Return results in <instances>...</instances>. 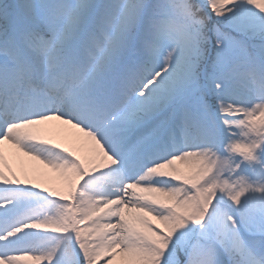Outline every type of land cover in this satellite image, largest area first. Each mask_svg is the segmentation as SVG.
I'll use <instances>...</instances> for the list:
<instances>
[{"label":"snow or ice","instance_id":"1","mask_svg":"<svg viewBox=\"0 0 264 264\" xmlns=\"http://www.w3.org/2000/svg\"><path fill=\"white\" fill-rule=\"evenodd\" d=\"M0 264H264V0H0Z\"/></svg>","mask_w":264,"mask_h":264},{"label":"bare ground","instance_id":"2","mask_svg":"<svg viewBox=\"0 0 264 264\" xmlns=\"http://www.w3.org/2000/svg\"><path fill=\"white\" fill-rule=\"evenodd\" d=\"M25 161H29L30 160V158H28V157H24L23 158ZM32 163H34V164H36L39 168H41L45 173H47L46 175H40V174H35V175H33V179H34V181H36V182H39V183H44V182H51V175H52V171L50 170V169H47L45 166H43V165H40L39 164V162H36V161H32ZM53 182H56L55 181V178L53 179ZM49 185V187H53L55 184L54 183H52V184H48ZM44 186H46V185H44ZM56 186V185H55Z\"/></svg>","mask_w":264,"mask_h":264},{"label":"rangeland","instance_id":"3","mask_svg":"<svg viewBox=\"0 0 264 264\" xmlns=\"http://www.w3.org/2000/svg\"><path fill=\"white\" fill-rule=\"evenodd\" d=\"M69 147H72V145H68ZM78 154H82V153H78ZM51 170V169H50ZM52 171V175H51V182H44L42 183V185H46V186H49L48 184H52L54 183L56 186L57 184L61 181V177H60V174L59 173H56L54 170H51ZM55 178V181L56 182H53V179ZM53 186V187H56V186Z\"/></svg>","mask_w":264,"mask_h":264}]
</instances>
